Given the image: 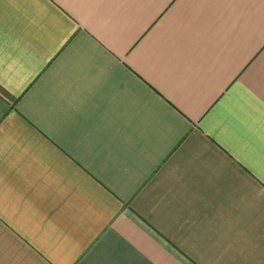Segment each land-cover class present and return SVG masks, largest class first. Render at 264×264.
I'll return each instance as SVG.
<instances>
[{"label": "crops", "instance_id": "obj_1", "mask_svg": "<svg viewBox=\"0 0 264 264\" xmlns=\"http://www.w3.org/2000/svg\"><path fill=\"white\" fill-rule=\"evenodd\" d=\"M0 264H264V0H0Z\"/></svg>", "mask_w": 264, "mask_h": 264}]
</instances>
